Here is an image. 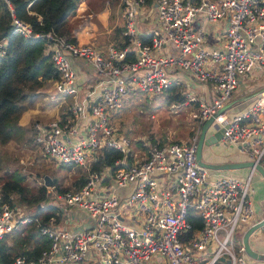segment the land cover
Wrapping results in <instances>:
<instances>
[{
  "label": "built area",
  "instance_id": "obj_1",
  "mask_svg": "<svg viewBox=\"0 0 264 264\" xmlns=\"http://www.w3.org/2000/svg\"><path fill=\"white\" fill-rule=\"evenodd\" d=\"M13 29L40 35L15 14L5 0ZM33 2L30 0L28 6ZM124 45L77 43L56 31L44 33L45 50L57 71L58 92L73 98L65 118L34 123V140L58 163L84 165L106 148L122 155L112 164L89 168L79 187L52 191L54 199L87 212L90 224L74 227L56 215L43 222L34 209L0 202V244L20 224L36 221L49 244L35 258L17 254L0 264H147L154 257L166 264H248L236 230L256 215L252 177L264 167V90L244 110L219 112L222 139L247 153L254 164L240 178L200 165L196 159L199 131L189 140L153 143L146 156L126 160L131 141L113 123V113L131 92L159 94L176 72L215 84L209 103L201 101L199 124L224 106L241 77L264 69V0H121ZM153 5L157 26L149 40L140 36L141 12ZM205 23L224 24L217 46H207ZM6 40L0 39V56ZM77 60L100 76L101 91L91 102L80 99ZM188 100H198L192 91ZM200 126H198L199 129ZM50 186L49 188H51ZM129 192L123 196L122 188ZM193 216L201 219L194 226ZM264 235V226H262Z\"/></svg>",
  "mask_w": 264,
  "mask_h": 264
},
{
  "label": "crops",
  "instance_id": "obj_2",
  "mask_svg": "<svg viewBox=\"0 0 264 264\" xmlns=\"http://www.w3.org/2000/svg\"><path fill=\"white\" fill-rule=\"evenodd\" d=\"M80 1L75 11L69 15V18L74 17L75 14L78 13L79 8L83 6V4L86 3V0L85 2H82V3ZM117 1L120 5L121 15L123 17L121 0H117ZM148 2H151V0H148ZM152 7L153 5L147 4L146 6H144L141 12L140 36L143 39L146 36L149 37L150 39L151 35L153 34L152 29L157 26L155 14L153 13L155 9ZM98 13H101V11L98 10ZM69 18H68V25H69ZM123 24H124V18H123V23L117 24L113 32L108 33L106 31H99L98 34H95L92 36H89L88 32L86 31L78 32L77 30H72L69 26V35L73 37V40L77 43L93 42L100 48H105V46H107L110 43H114L118 45L121 42L124 43V37L122 34ZM87 25L88 27L93 26L92 23L91 24L87 23ZM204 25H205V28H207L205 44L211 47L217 46L221 37L220 38L217 37L216 29L220 33L224 29L225 23L224 24L221 23L219 25L205 23ZM103 32L108 33L109 35L107 37L108 39L102 37L101 33ZM110 38L111 40L109 41ZM149 39H146V41ZM74 68L77 74L79 75V77H77L78 83L80 86L79 97L81 100L91 103L97 97V95L99 94V91H101L102 87L100 84L101 83L100 76L96 75V73L93 71V69L91 68L89 64H86L85 62L81 60H77L75 62ZM56 78L57 77H49L43 81L41 86H39L38 89L36 90L35 94L26 101V108L24 109L22 116H21V124L26 127L29 126L30 131H32L31 139H33L35 145L37 143L34 140V124L33 123H35L38 120L46 122L53 118H62V117L65 118L70 113V107H71L73 98L71 95L62 94L61 92L57 91V88L55 85ZM171 78L172 80H171L170 85L172 83L176 84L177 89L180 91L178 92L183 94V96L185 97L182 102H177V103H181L183 105L192 104V106L196 110L194 114L196 118V124H197L196 128L198 126H202L205 120L199 124L201 101L204 103H209L211 101L214 95L215 84L210 81H200L192 77L190 73H183V72H176L173 74V77ZM263 84H264V69L262 71H252L250 73H246L245 75L241 77L238 85L236 86V88L234 89L232 93L230 100L240 97L248 93L249 91H252L253 89L257 87H260ZM188 91H192L193 93H195L200 99V101L188 100L186 96V92ZM164 92L159 93V94H147L139 90H134L133 92L130 93L127 99H124L122 106L113 113L114 125H115L114 119H115L116 114L122 108L126 106L125 104L128 102V100H130L131 98L134 99L133 97L134 95H137V94H143V95H148V96H152V95L160 96L162 94L166 95V93ZM255 97H252V98H249L243 101H239L233 107L228 109L229 114L238 113L244 110L255 100ZM195 104H198V108ZM31 125H32V129H31ZM115 126L118 127L117 125ZM216 127H218V123H216V121L213 120L207 132L213 133L216 130ZM118 129L121 130V132H123L124 134H126L131 141L130 152L126 158L128 162H132V161L143 158L148 153L150 146L153 143H157V142H154L152 139H149V137L147 136H136V135L131 136L127 132L120 129L119 127ZM170 141H173V140H170ZM170 141H167V142H170ZM182 141H186V140H182ZM204 154L208 159H210L211 161H215V162H225V161L245 162V161L251 160V157L247 153L240 151L236 145L228 143L224 141L223 139H221L219 143L217 144H211L210 146L206 147L204 150ZM43 156L47 157L49 160L51 159L54 160L53 158L49 157L48 155L44 153H43ZM101 159H102L101 156H99L98 159H93L92 157H89V159L86 160V163L84 165L73 163V162L72 163H58L55 160L54 161L56 162L57 166L64 165L67 167L70 166L71 168L72 167H76V168L83 167L84 169L87 170V173L85 174V177H86L89 173V170H90L89 168H93V166L95 165H97V167L95 168L102 167L100 165L102 161ZM212 170L216 171V173H225V174H230L232 176L243 178L247 176L250 170V166L240 165L238 167L229 168V169H212ZM78 174H80V172ZM77 178H75L72 182L73 187H75L74 181ZM54 184H55L54 179H52V185L50 186L55 187ZM252 184L254 186L253 202H254V208L256 210V215L251 221H249L246 224H242L237 229L238 235L236 236L235 234L237 244L239 243L244 244L243 235L246 229L250 225L254 224L255 222L259 221L260 219L264 217V177L262 176L260 171L257 170L254 172L253 177H252ZM45 186L48 188L50 187L47 185ZM66 189H69V188H66ZM120 192L123 196H125L129 192V188L128 187L122 188ZM50 196H53V194ZM42 203H44V205H47V204L56 205L57 204L61 212L59 213L58 211V214L60 216L59 219L62 221L64 219H69L70 224H72L74 227H86L87 225L90 224V219L88 217V214L83 209H79V208L68 206V205L65 206L63 205L65 203L56 201L54 197L49 198V200L45 199L42 201ZM262 230L263 229L261 227L253 231L249 236V242L256 251L264 255V235L262 234ZM147 264H166V261L163 258L154 257ZM248 264H264V256H262L261 258H253L250 255H248Z\"/></svg>",
  "mask_w": 264,
  "mask_h": 264
},
{
  "label": "trees",
  "instance_id": "obj_3",
  "mask_svg": "<svg viewBox=\"0 0 264 264\" xmlns=\"http://www.w3.org/2000/svg\"><path fill=\"white\" fill-rule=\"evenodd\" d=\"M11 0L15 14L27 20L34 31L40 35L24 36L13 29L12 16L5 0H0V39L6 40L5 53L0 56V144H6L13 138L23 135L27 127L21 124V116L26 108V101L31 98L43 81L49 77H57L49 54L45 50L46 36L44 33L56 31L67 36L70 40L68 18L72 14L78 0ZM33 11V12H32ZM149 39L145 37L143 40ZM74 41V40H72ZM120 43L119 45H123ZM176 84H171L165 90V99L168 103H177L184 100L183 94L178 92ZM127 101V100H126ZM165 141L157 142L159 144ZM101 163L112 164L121 157L122 153L116 148H106L101 153ZM100 163V164H101ZM72 166V165H71ZM97 165L93 166V168ZM81 168V167H80ZM83 171L74 181V186H81L85 180ZM23 174L9 173L4 177L0 188V202L9 201L17 203L16 194L20 202L33 205L48 199L52 194L49 189L40 184L35 192H30L23 184ZM54 185L58 192L66 188ZM60 208L47 204L34 210L43 222L49 216L56 214L60 218ZM194 226L202 225L201 219L193 216ZM49 244V239L42 235L36 221L20 224L17 229L10 232L0 244L2 259L9 263L17 254H24L28 258H35L42 249Z\"/></svg>",
  "mask_w": 264,
  "mask_h": 264
},
{
  "label": "rangeland",
  "instance_id": "obj_4",
  "mask_svg": "<svg viewBox=\"0 0 264 264\" xmlns=\"http://www.w3.org/2000/svg\"><path fill=\"white\" fill-rule=\"evenodd\" d=\"M80 2H85V0ZM98 10L101 13H98ZM87 23H92L93 26L88 27ZM122 23L123 17L117 0H86V3L79 8L78 13L69 18V26L72 30L86 31L89 36L98 34L99 31L113 32L115 26ZM106 32L101 33L102 37L109 36ZM133 97L134 99L128 100L126 106L116 114L115 119L117 120L114 119L115 125L129 135L147 136L154 142H167L187 140L197 130L200 132V128H196L194 115L196 110L192 104L168 103L163 94L160 96L137 94ZM195 105L198 108V104ZM27 129L23 135L11 139L6 144H0V188L4 177L9 173L23 174L22 184L30 192H35L40 184L45 185L43 179L45 174H48L51 179H56L59 186L72 188L73 180L83 171L87 173L83 167L57 166L54 160L43 156L41 147L35 145L31 139L32 131L29 126ZM79 172L80 174H78ZM48 189L57 191L56 186ZM52 191L51 193H53ZM52 197L54 196H49V198ZM18 199L16 194L17 203L15 204L17 206L25 210L34 209L31 203H18L20 202ZM63 205L66 206V204ZM235 234L238 235V230Z\"/></svg>",
  "mask_w": 264,
  "mask_h": 264
},
{
  "label": "water",
  "instance_id": "obj_5",
  "mask_svg": "<svg viewBox=\"0 0 264 264\" xmlns=\"http://www.w3.org/2000/svg\"><path fill=\"white\" fill-rule=\"evenodd\" d=\"M263 90H264V84L261 85L260 87L253 89L252 91H249L248 93H246L240 97L229 100L224 106L220 107L216 112H214L212 115H210L204 121V123L202 124V126L200 128L199 137L197 140V148H196V159L200 165H204V166L211 168V169H229V168L238 167L240 165L252 166L254 164L253 160H249V161H245V162H234V161L215 162V161H211L210 159H208L205 156L204 150L206 147L210 146L211 144L219 143V141L223 137L224 126L216 127V130L213 133L207 132V130H208L209 126L211 125V123L213 122L215 116L219 112H221L223 109H226V108L229 109V108L233 107L239 101H243V100L258 96ZM255 167L257 168L258 171H260V173L264 177V167L260 163H256ZM43 179H44L45 185H47V186L52 185V179L48 174H45L43 176ZM262 226H264V217L262 219H260L259 221L255 222L254 224L250 225L246 229V231L243 235V243H244L246 253L253 258H261L262 256H264L262 253H259L258 251H256L251 246V244L249 242L250 234L253 231H255L256 229L261 228Z\"/></svg>",
  "mask_w": 264,
  "mask_h": 264
}]
</instances>
